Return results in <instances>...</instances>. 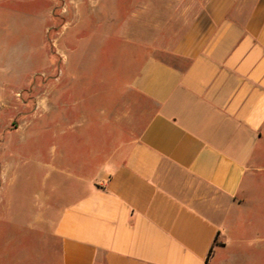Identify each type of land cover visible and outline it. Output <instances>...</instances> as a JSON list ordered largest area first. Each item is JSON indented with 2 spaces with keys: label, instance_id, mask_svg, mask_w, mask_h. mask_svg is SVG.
Returning <instances> with one entry per match:
<instances>
[{
  "label": "crops",
  "instance_id": "0c3cea01",
  "mask_svg": "<svg viewBox=\"0 0 264 264\" xmlns=\"http://www.w3.org/2000/svg\"><path fill=\"white\" fill-rule=\"evenodd\" d=\"M66 15L31 111L47 142L15 139L21 124L0 142V248L15 240L16 264H264V214L246 216L264 188V0Z\"/></svg>",
  "mask_w": 264,
  "mask_h": 264
},
{
  "label": "rangeland",
  "instance_id": "374dc122",
  "mask_svg": "<svg viewBox=\"0 0 264 264\" xmlns=\"http://www.w3.org/2000/svg\"><path fill=\"white\" fill-rule=\"evenodd\" d=\"M74 1L0 0V77L5 80L0 83V142L6 129H13L18 124L23 128L15 139L47 142L46 113L32 118L31 111L36 103L35 96L44 91L41 80L47 76V59H54V55L49 53L54 50V29L63 25ZM49 25L53 27L50 31ZM56 50L57 54L61 52L57 46ZM128 73L123 74V80L128 78ZM24 168L18 170L21 177L18 176L17 184L26 176ZM255 187H249L246 216L257 219L264 214V188L259 191ZM10 238L11 234L7 235L6 241ZM16 245L15 240L4 243L0 254L4 252L8 258L0 264L21 261L19 251L15 252ZM246 257V254L237 256L234 264H248ZM24 262L32 264L30 258Z\"/></svg>",
  "mask_w": 264,
  "mask_h": 264
}]
</instances>
